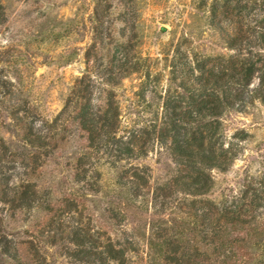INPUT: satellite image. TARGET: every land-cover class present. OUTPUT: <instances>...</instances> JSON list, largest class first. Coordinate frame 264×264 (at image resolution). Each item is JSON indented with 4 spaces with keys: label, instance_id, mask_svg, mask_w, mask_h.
I'll list each match as a JSON object with an SVG mask.
<instances>
[{
    "label": "trees",
    "instance_id": "1",
    "mask_svg": "<svg viewBox=\"0 0 264 264\" xmlns=\"http://www.w3.org/2000/svg\"><path fill=\"white\" fill-rule=\"evenodd\" d=\"M197 8L207 9L209 26L221 34L231 54H204L186 33L171 57L163 89L161 75L146 69L139 105L159 106L151 116L139 115L130 129H124L113 90L103 104L95 105L93 84L83 77L55 120L67 115L62 130L50 126L51 133H42V166L44 156L53 154L61 141H68L72 124L84 141L67 162L73 170L72 184L78 189L61 197L55 206L50 189H42L43 208L56 212L50 223L67 213L80 215L76 223L63 226L59 221L58 226V233L74 244L68 255L78 263L134 264L135 256L138 264H264V175L252 177L238 194L219 202L206 197L216 187L213 171H227L249 136L244 130L226 135L225 115L255 101L264 105V0H202ZM5 20L0 0V25ZM146 60L139 57L135 64L127 60L122 65L123 77L140 71ZM110 73L107 83L116 84ZM256 77L259 84L252 87ZM148 91L160 102L149 101ZM152 142L166 144L176 163L175 174L154 188L150 186L151 168L129 162L147 156ZM4 150L7 147L2 144L0 162ZM100 165L116 172V179L110 185L106 182L115 195L106 209L108 218L124 221L129 213L136 218L133 235L147 242L145 257L134 236L95 229L92 216L83 221L88 215L85 197L104 190ZM0 198L15 208H33L40 203L41 193L36 183L24 180L12 186L11 177L1 173ZM4 223L0 216V264H48L40 259L34 241L21 242L30 251L23 261ZM58 233L52 235L55 240Z\"/></svg>",
    "mask_w": 264,
    "mask_h": 264
},
{
    "label": "rangeland",
    "instance_id": "2",
    "mask_svg": "<svg viewBox=\"0 0 264 264\" xmlns=\"http://www.w3.org/2000/svg\"><path fill=\"white\" fill-rule=\"evenodd\" d=\"M200 1L1 0L6 20L0 25V146L5 144L7 150L2 151L0 174L9 175L12 186L24 180L36 183L41 193L40 203L33 208H15L0 198V216L6 233L17 243L23 261L30 251L29 245L21 242L34 241L40 259L48 264H82L68 255L74 244L58 233L59 221L63 226L72 225L80 215L67 213L50 223L56 212L43 208L42 189H50L54 206L61 197L78 189L72 184L73 170L67 162L84 141L72 124L68 141H61L53 154L44 156L43 166L40 143L42 133L52 132L50 126H55V131L62 130L61 123L67 115L57 123L55 120L65 109L78 79L85 77L92 82L95 105L103 104L108 91L113 90L124 129H130L140 116H151L159 106L139 105L146 69L153 75L160 74V86L165 87L168 65L184 34L188 33L193 46L204 54L232 53L221 34L209 26L207 9L197 8ZM139 57L147 59L146 66L123 77L122 65L127 60L135 64ZM111 71L116 84L110 85L107 81ZM258 84L256 77L252 87ZM147 99L160 102L151 91ZM224 126L228 136L240 130L249 136L242 141L240 154L227 171H213L216 187L206 197L216 202L238 194L252 177L264 175V105L255 101L242 111L227 113ZM39 136L38 142H32ZM149 149L147 156L129 162L151 168L150 186L154 188L175 174L176 163L166 144L152 142ZM98 170L102 173L104 190L85 197L88 215L83 221L92 216L95 229L102 227L113 235L120 236L122 231L134 236L137 223L132 214L124 221H114L106 211L115 199L108 185L116 179V172L108 165H100ZM56 233L55 240L52 235ZM134 237L145 257L147 242ZM133 259L138 264L135 256Z\"/></svg>",
    "mask_w": 264,
    "mask_h": 264
}]
</instances>
